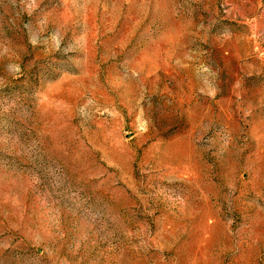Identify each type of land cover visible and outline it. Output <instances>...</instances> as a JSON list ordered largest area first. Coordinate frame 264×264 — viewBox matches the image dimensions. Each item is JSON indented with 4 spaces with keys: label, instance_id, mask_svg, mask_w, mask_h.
<instances>
[{
    "label": "rangeland",
    "instance_id": "rangeland-1",
    "mask_svg": "<svg viewBox=\"0 0 264 264\" xmlns=\"http://www.w3.org/2000/svg\"><path fill=\"white\" fill-rule=\"evenodd\" d=\"M0 264H264V0H0Z\"/></svg>",
    "mask_w": 264,
    "mask_h": 264
}]
</instances>
